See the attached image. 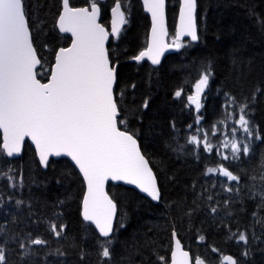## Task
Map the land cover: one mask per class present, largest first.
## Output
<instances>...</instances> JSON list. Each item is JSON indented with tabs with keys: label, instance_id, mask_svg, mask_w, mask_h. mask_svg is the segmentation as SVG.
Instances as JSON below:
<instances>
[{
	"label": "trees",
	"instance_id": "16d2710c",
	"mask_svg": "<svg viewBox=\"0 0 264 264\" xmlns=\"http://www.w3.org/2000/svg\"><path fill=\"white\" fill-rule=\"evenodd\" d=\"M113 1L101 2L106 24ZM120 1L127 11L125 4L131 0ZM171 1H167L169 18ZM196 1L198 42H185L183 51L168 54L157 68L147 60L132 59L147 45L150 21L143 12L136 35L127 36L128 21L121 37L111 39L108 46L113 62L118 61V86L124 91L121 103L127 109L128 126L137 132L161 189V199L155 203L134 188L108 185L118 208L110 248L112 264H160L158 256L168 264L173 232L193 259L201 258L205 264H225V256L238 264H264V201L251 197L253 191L264 188V0ZM60 9L61 0H25L33 43L38 55L49 62L53 52L71 40L56 28ZM169 26L173 34L170 19ZM209 66L213 75L197 111L187 97L195 95L194 83ZM150 69L161 70L164 84L155 86L146 79ZM178 90L180 97L175 96ZM228 97L236 103L229 104ZM145 100L147 108L142 107ZM245 101L249 105L246 119L255 134L247 155L241 152L238 160H224L215 142L211 152L202 143H188L193 135L213 137L224 121L237 117V105ZM22 160L30 166L22 175L23 186L11 187L0 175V244L5 246L7 264H100V244L108 238L82 218L85 184L77 169L60 158L51 159L44 170L27 141L18 159L0 152V173L5 165L16 167ZM221 164L240 176L239 194L225 190L235 187V182L219 173L205 174L206 169ZM17 200L24 203L17 205ZM212 207L217 208L215 214L210 212ZM121 222L123 227H119ZM49 223H56L57 228L63 223L64 233L55 237L48 230ZM240 233L247 236V243L239 240ZM200 236L205 239L201 241ZM37 237L48 243L29 245L30 255L23 257L20 242L28 244Z\"/></svg>",
	"mask_w": 264,
	"mask_h": 264
},
{
	"label": "snow or ice",
	"instance_id": "6c2138e0",
	"mask_svg": "<svg viewBox=\"0 0 264 264\" xmlns=\"http://www.w3.org/2000/svg\"><path fill=\"white\" fill-rule=\"evenodd\" d=\"M145 4L154 21L152 39L147 49L132 59L141 61L148 57L153 64H159L160 56L168 47L164 43V36L167 35L164 29L165 0H145ZM196 6V0H182L180 31L173 41V47L182 46L179 39L185 34L191 41L198 40ZM91 9L89 12L87 8H71L69 0H63V13L58 17V26L61 32L71 34V43L68 47L55 50L49 62L38 55L34 46L25 0H0V129L3 131L0 152L8 157L20 154L25 138L28 137L35 142L40 161L45 166L50 156L66 154L71 157L87 181L83 220L94 224L99 234L108 238L100 244V264H112L110 248L113 243L116 204L105 191L106 182L109 179L127 181L138 186L154 201H159L161 195L149 161L140 150L137 132L128 126L127 109L121 103L124 91L118 86V61L113 62L105 46L109 33L97 22L100 10L95 3ZM119 9L120 4L117 2L113 11L118 13L120 22L124 23V13ZM113 32L118 34L116 28H113ZM212 75L209 66L195 83V95L187 97L197 111L202 107L199 97ZM135 87V84L131 85L132 89ZM175 96L180 97L181 91L178 90ZM228 102L236 103L234 97H228ZM142 107H148L147 100ZM237 108L238 118L235 122L244 133L251 136L254 127H250L246 119L249 114L248 102L239 103ZM200 119L198 116L196 122L199 123ZM236 132L234 127L232 134ZM188 143L200 145L201 142L197 135H193ZM223 146L229 147L228 144ZM203 149L212 151L206 133ZM231 151L232 160H238L241 152L247 155V141L242 144L241 141L233 140ZM223 159L228 160L229 156L224 155ZM210 173H219L226 181L235 182V187H226L225 190L229 193L235 190L239 194V175L222 164L206 169L205 174ZM0 175L11 187L17 184L23 186L22 176L17 178L9 173ZM257 196L264 201V188L251 193L252 198ZM22 203L21 200L16 201L17 205ZM210 212L215 214L217 208H210ZM123 226L121 222L119 227ZM65 228L63 223L59 228L56 223L48 224V230L55 237H60ZM204 239V236H200L201 241ZM239 240L247 243V236L240 233ZM47 243L37 237L29 239L28 244L21 241L19 247L24 250L22 256L26 258L31 251L29 245ZM84 255L81 252V259ZM170 259L171 264H193V257L183 250L179 240H176V250L171 253ZM223 260L225 264H238L232 256H225ZM158 261L165 264V257L158 256ZM0 264H7L3 244H0ZM194 264H205V261L196 258Z\"/></svg>",
	"mask_w": 264,
	"mask_h": 264
},
{
	"label": "rangeland",
	"instance_id": "374dc122",
	"mask_svg": "<svg viewBox=\"0 0 264 264\" xmlns=\"http://www.w3.org/2000/svg\"><path fill=\"white\" fill-rule=\"evenodd\" d=\"M85 1H88L90 3H93L94 1L96 0H85ZM140 3L142 5V2L141 0H131L130 3H127L125 4V6L127 7V11H125V25L128 23V21H130V24L129 26L127 27V36L131 35V36H134L136 35L137 31L136 28L139 24V21L142 19L144 20V16L142 14V12L148 16L146 14V12L144 11V8H143V5H142V11H141V8H140ZM175 4H176V0H172L171 3H170V6H171V15H170V20L174 26V24L176 23V16H175V13H174V10H175ZM139 11L141 12V14L139 13ZM128 12H129V15H128ZM149 17V16H148ZM103 20H106L107 17H106V14H103L102 17H101ZM149 21H150V18H149ZM151 23V22H150ZM145 24V23H144ZM125 28V27H124ZM124 28H123V31H124ZM150 30V28H149ZM144 31L141 30V33ZM140 33V34H141ZM148 36H149V32L147 34V40H146V43L148 42ZM177 38H176V35L175 33L174 34H171L169 35L168 37V40H169V43L173 44V41H175ZM114 40H117V37L114 38ZM189 41V39H183V40H179L180 44L182 45L176 52L174 53H179L181 51H183L185 48H186V43ZM39 42H42V39L39 38ZM145 43V44H146ZM48 52H45V55H47ZM139 54V53H138ZM138 54H135L134 57ZM179 55V54H178ZM178 55L176 58H178ZM136 61V60H135ZM143 61V60H141ZM141 61H137V62H141ZM152 65V64H150ZM153 66V65H152ZM46 67H48V65H46ZM155 68H157L158 66H153ZM145 68V66H144ZM174 69V68H173ZM172 69V70H173ZM207 69H204L203 73L206 72ZM175 72H177V70H175ZM200 78V77H199ZM199 78L196 80V82L199 80ZM146 79L153 85L155 86H160L162 84H164L165 80L163 78V75L161 73V70L160 69H150L149 71V74L147 75ZM209 81H210V78H209ZM195 82V83H196ZM195 83H194V86H195ZM209 84V82H208ZM208 86V85H207ZM195 89V87H194ZM206 88L203 89L199 99H200V103L202 101V98H203V95H204V91H205ZM190 103H192L190 101ZM238 118V116L235 118V119H232L227 122V121H224L223 124L221 125V127H217L214 131V136L213 137H209L207 136V142L209 144H213L214 142L217 143L219 145V150L220 152L223 154V155H227L229 157L232 156V151H231V143L233 140H236V141H241V143L243 144V142L247 141L248 143V148L250 146V144L254 141L255 139V134L253 132V134L251 136H248L246 133H244L241 129H240V126L238 124H236V119ZM250 125V124H249ZM236 128L237 129V132L235 133V135L232 134V129L233 128ZM200 139V142L203 144L204 143V135H201L199 137ZM224 144H228L229 147L225 148L223 145ZM4 154V153H3ZM5 155V154H4ZM6 167V170L1 172V173H16L17 175L22 176L25 172H28L30 171V166L28 164H26V160H22L16 167H14L12 164H7L5 165ZM11 170V171H9ZM193 262H195V259H193Z\"/></svg>",
	"mask_w": 264,
	"mask_h": 264
},
{
	"label": "water",
	"instance_id": "95a60500",
	"mask_svg": "<svg viewBox=\"0 0 264 264\" xmlns=\"http://www.w3.org/2000/svg\"><path fill=\"white\" fill-rule=\"evenodd\" d=\"M141 1H142V4H143L144 11H145L146 14L149 16V18H150V22H151V23H150L149 36H148V42H147V47H148L149 44L151 43V39H152V28H153L154 21H153V18H152V14H151V12L148 10L147 5L145 4V0H141ZM167 1H168V0H165V9H164V29H165V31H166V33H167V35L164 36V43H165L166 45H168V47L164 49L162 55L160 56V63H159V64H153V63L151 62V60H150L148 57H145V58H144V60H147V61H148L150 64H152L153 66H159V65L162 63L163 59L167 56V54L172 53V52H174V51H177V50L179 49V48H175V47H173V46H172L173 44L169 43V41H168V36H169V26H168V22H169V19H170V18H169L168 12H167ZM117 2L120 4V9H119V11L124 13V10H123V8H122V6H121L120 1H115L114 4H113V6L111 7V10H110L111 20H110V28H109V29L107 28V26H105V25L100 21V18H101V7H100V4H99V3H97V2L95 3V4L97 5V7L99 8V10H100V11H99V15H98V17H97V22H98L99 24H101V25L105 28V30L109 33L108 39H107L106 44H105V46H106L107 48H108L109 41H110L111 37H112V36H116V35H118L117 32H113V28H116V29L118 30V33H119V31H120V30L123 28V26H124V23H121V22H120V18H119L118 13L113 11V9L115 8ZM196 4H197V1H196ZM69 6H70L71 8H77V9H79V8H87V9L89 10V12H91V10H92V9H91V6H90V7H89V6H76V7H73V6L70 5V0H69ZM181 6H182V0H179V10H178V15H177L176 32H175L176 38H177V34H178L179 31H180V8H181ZM170 10H171V6H170ZM196 11H197V6H196ZM196 11H195V24H196V28H197ZM62 13H63V0H62L61 10H60L59 15H61ZM59 15H58V17H59ZM58 17H57V20H56V26H57L58 30L60 31L59 26H58ZM124 20H125V15H124ZM30 30H31V29H30ZM60 32H61V31H60ZM61 33H63V32H61ZM31 34H32V31H31ZM64 34H69V35L71 36L70 33H64ZM197 34H198V28H197ZM183 39H189V40H190V37H189L188 35L185 34V35L181 36L179 40H183ZM198 40H199V38H198ZM198 40H197V41H191V40H190V41L193 42V43H196V42H198ZM70 43H71V42H70ZM34 46H35V45H34ZM68 46H70V44H69ZM68 46H66V47H68ZM147 47H146L145 49H143L142 51L146 50ZM59 48H60V47H59ZM59 48H58V49H59ZM58 49H57V50H58ZM37 53H38V52H37ZM38 78H39V77H38ZM42 82H46V81H42ZM0 133H1V145H2V140H3V131H2V129H0ZM137 139H138V138H137ZM27 141L33 146V148H34V150H35V153H36V156H37V159H38L39 163L41 164V166H42V168H43L44 170H46V169L48 168V164H49V162H50L51 159H55V160H57V159H60V158H66V159H68V160L74 165V167H75V168L77 169V171L79 172V174H80V176H81V178L83 179L84 184H85V191H84V195H83V199H84V196H85L86 193H87V181L84 179L83 174L80 172L78 165H76L75 162L71 159V157H68L66 154H62V155L59 156V157H56V156H50V157H49L48 164H47V166H45V165L40 161L39 150L36 148L35 142L31 141L30 138L26 137V138H25V141H24V144H23V147H22V151H21V153L18 154V155H14V156H12V157H8V156H7V157H8V158H11V159H17V158H20V157L22 156V154H23L24 146H25V143H26ZM138 142H139V140H138ZM139 145H140V142H139ZM140 150H141V146H140ZM141 152H142V150H141ZM142 154H143V152H142ZM143 155H144V154H143ZM144 156H145V155H144ZM145 158H146V156H145ZM146 159H147V158H146ZM149 167L151 168L150 164H149ZM151 169H152V168H151ZM152 171H153V169H152ZM153 173H154V175H155V177H156V182H157V185H158V187H159V189H160V186H159V183H158V180H157V176H156V174H155L154 171H153ZM109 183H112V184H122V185H125V186L132 187V188H134L135 190H137L139 193H141V194L147 196V194L143 193V192L138 188V186H136V185L129 184L127 181H114V180H111V179H109V180L106 182V184H105V191H106V192H108V185H109ZM108 194H109V196L111 197V195H110L109 192H108ZM160 195H161V190H160ZM148 197H149V196H148ZM111 198H112V197H111ZM149 198H151V197H149ZM83 199H82V205H81V214H82V212H83ZM112 199H113V198H112ZM113 201H114V200H113ZM153 201H154V200H153ZM159 201H160V200H159ZM159 201H154V202H155V203H158ZM114 202H115V201H114ZM115 204H116V203H115ZM117 211H118V208H117V205H116V214H115L114 219H113V229L115 228V222H116V217H117ZM82 218H83V216H82ZM85 222H86V221H85ZM88 223L92 224L91 222H88ZM92 225H93L94 228L96 229L95 225H94V224H92ZM96 231H97L98 234H99L98 229H96ZM99 235H100V234H99ZM100 236H101V235H100ZM101 237H102V236H101ZM102 238H105V237H102ZM172 239H173V245H172V251H171V253H172L173 251L176 250V240H179V241H180V244H181V246H182V248H183V250H184V251H188V252L190 253V255L192 256L191 252H190L187 248H185V245H184L183 242L180 240V238L178 237V235H177L176 232H175V236H174V235L172 236ZM170 257H171V254H170ZM169 264H171V259H170V261H169ZM193 264H194V263H193Z\"/></svg>",
	"mask_w": 264,
	"mask_h": 264
},
{
	"label": "flooded vegetation",
	"instance_id": "af4514ba",
	"mask_svg": "<svg viewBox=\"0 0 264 264\" xmlns=\"http://www.w3.org/2000/svg\"><path fill=\"white\" fill-rule=\"evenodd\" d=\"M71 3H73L72 2V0H71ZM72 6H79V5H74V4H71ZM82 5H86V4H82ZM87 5H91V4H87ZM81 6V5H80ZM177 9V3L175 4V10H174V13L177 11L176 10ZM177 15H178V12L175 14V16L177 17ZM176 22H177V18H176ZM175 25H176V23H175Z\"/></svg>",
	"mask_w": 264,
	"mask_h": 264
}]
</instances>
